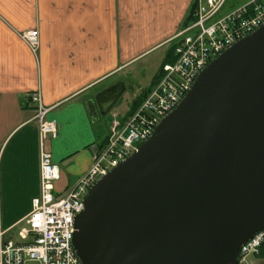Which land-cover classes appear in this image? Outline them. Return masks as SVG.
Segmentation results:
<instances>
[{"label": "water", "instance_id": "obj_1", "mask_svg": "<svg viewBox=\"0 0 264 264\" xmlns=\"http://www.w3.org/2000/svg\"><path fill=\"white\" fill-rule=\"evenodd\" d=\"M124 88L96 96L103 111ZM75 227L84 264H241L264 229V25L214 59L90 189Z\"/></svg>", "mask_w": 264, "mask_h": 264}, {"label": "crops", "instance_id": "obj_2", "mask_svg": "<svg viewBox=\"0 0 264 264\" xmlns=\"http://www.w3.org/2000/svg\"><path fill=\"white\" fill-rule=\"evenodd\" d=\"M194 2L0 0V230L7 237L14 238L39 194V132L28 95L39 90L44 104L55 106L48 118L58 123L59 134L47 145L60 170L56 192L65 194L108 138L111 116L128 92L130 76L123 73L172 45ZM35 29L37 53L20 36ZM120 82L123 93L103 111L96 96ZM246 264H264V246Z\"/></svg>", "mask_w": 264, "mask_h": 264}, {"label": "built area", "instance_id": "obj_3", "mask_svg": "<svg viewBox=\"0 0 264 264\" xmlns=\"http://www.w3.org/2000/svg\"><path fill=\"white\" fill-rule=\"evenodd\" d=\"M230 0H195L191 20L174 39L175 61L164 64L162 75L147 94L140 108L125 122L114 119L107 142L94 150L88 171L65 194L56 192L60 170L48 149V140L57 138L59 126L48 114L41 92L28 95L36 105L34 120L40 146L39 194L25 217L26 226L18 227L15 240L0 230V264H84L74 247L77 216L85 209L90 189L113 168L132 156L152 137L157 126L172 113L192 89L200 73L235 43L264 25V0H246L229 7ZM29 48L37 53L39 30L20 33ZM264 229L245 243L238 258L260 254Z\"/></svg>", "mask_w": 264, "mask_h": 264}, {"label": "rangeland", "instance_id": "obj_4", "mask_svg": "<svg viewBox=\"0 0 264 264\" xmlns=\"http://www.w3.org/2000/svg\"><path fill=\"white\" fill-rule=\"evenodd\" d=\"M244 1L246 0H230L229 7H232V8L236 7L237 5H239L240 3ZM180 31L181 29L178 30V32ZM176 34L173 36L171 40L172 45H170L169 48H161L155 51H151L146 56L142 57V59L137 61L128 71L123 73L124 75L130 76L129 78H127V82H126L128 92H126L123 98L118 102L116 109L114 110V114H112L111 116L110 124H109V133H108L109 135L110 133L112 134L111 126H113L112 123L114 119H119L122 123L125 122V120L128 119V117L133 112H136L140 108L139 106L143 102L142 101L135 109H133V106L136 104V101L140 100L143 97V95L147 96V94L152 90V88L151 89L149 88L152 86L153 81L156 80L155 77L159 74L160 69L163 67L164 62L167 59L168 55L170 54L173 46H175V44L178 42V39H174ZM147 90H148V93H146ZM121 114L123 115L127 114V115L122 116ZM107 140L103 144H101L99 148H103ZM61 185L63 186V184ZM26 225H27L26 222L23 221L20 224L19 228L26 226ZM13 236H14L13 239L15 240L18 239L17 233L14 234ZM258 255H250L246 257L244 264L247 263V260L249 257L258 256Z\"/></svg>", "mask_w": 264, "mask_h": 264}, {"label": "trees", "instance_id": "obj_5", "mask_svg": "<svg viewBox=\"0 0 264 264\" xmlns=\"http://www.w3.org/2000/svg\"><path fill=\"white\" fill-rule=\"evenodd\" d=\"M194 7H195V3L193 4L192 8H194ZM191 18L192 17L190 16L185 24H187L191 20ZM174 49H175V46H173V48H172V50H171V52L169 54L170 55V59H168L167 62L165 61L164 64H166L168 62H174L175 61L176 57H175V54H174ZM162 71H163V67L160 69L159 74L155 77L156 80L153 81L152 86L149 89L153 88V86L157 83V81L159 80L160 76L162 75ZM148 90L146 91V93H148ZM145 96L146 95H143V97L140 100L136 101V104L133 106V109H135L143 101Z\"/></svg>", "mask_w": 264, "mask_h": 264}]
</instances>
